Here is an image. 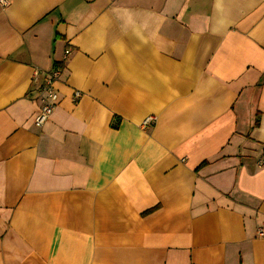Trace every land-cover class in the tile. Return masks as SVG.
<instances>
[{
  "label": "crops",
  "instance_id": "obj_1",
  "mask_svg": "<svg viewBox=\"0 0 264 264\" xmlns=\"http://www.w3.org/2000/svg\"><path fill=\"white\" fill-rule=\"evenodd\" d=\"M4 1L0 264H264V0Z\"/></svg>",
  "mask_w": 264,
  "mask_h": 264
},
{
  "label": "built area",
  "instance_id": "obj_2",
  "mask_svg": "<svg viewBox=\"0 0 264 264\" xmlns=\"http://www.w3.org/2000/svg\"><path fill=\"white\" fill-rule=\"evenodd\" d=\"M2 5H6L4 0H0ZM70 54V50L66 49L63 52V56L61 58L60 63L55 66V68L51 71L45 81L42 83L40 88L37 91V99L40 102V108L37 114L34 117V125L36 127H41L51 116L54 112L55 108L58 104V95L54 88V83L57 81L63 65L67 62V58ZM80 96L79 92L74 93V100L78 99ZM151 121H153L151 119ZM149 123V120H147ZM264 235V229H258V236L262 237Z\"/></svg>",
  "mask_w": 264,
  "mask_h": 264
}]
</instances>
